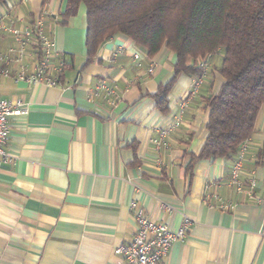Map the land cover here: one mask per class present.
I'll return each instance as SVG.
<instances>
[{
  "label": "crops",
  "instance_id": "crops-1",
  "mask_svg": "<svg viewBox=\"0 0 264 264\" xmlns=\"http://www.w3.org/2000/svg\"><path fill=\"white\" fill-rule=\"evenodd\" d=\"M42 3H0V54L11 72L0 76V98L25 108L8 118L4 148L15 158L0 167V264H120L114 249L136 230L132 203L172 230L190 218L160 264H264V169L256 163L264 106L240 147L243 191L229 185L239 152L186 172L207 135L204 99L223 83L219 51L195 92V77L177 76L162 113L151 95L172 78L175 53L162 47L150 58L117 35L86 63L85 7L63 25L65 1ZM37 17L57 53L50 66L64 62L58 85L17 78L41 53L28 43L20 53L10 28Z\"/></svg>",
  "mask_w": 264,
  "mask_h": 264
},
{
  "label": "trees",
  "instance_id": "trees-1",
  "mask_svg": "<svg viewBox=\"0 0 264 264\" xmlns=\"http://www.w3.org/2000/svg\"><path fill=\"white\" fill-rule=\"evenodd\" d=\"M64 1L63 25L80 5L85 7L86 63L117 35L129 38L150 58L162 47L176 54L172 78L151 95L162 113L168 111L167 95L177 76L200 77V59L222 50L218 72L223 83L204 99L207 135L198 152L190 154L186 172L192 175L197 160L236 157L255 132L264 106V0ZM256 163L264 169V148Z\"/></svg>",
  "mask_w": 264,
  "mask_h": 264
},
{
  "label": "built area",
  "instance_id": "built-area-1",
  "mask_svg": "<svg viewBox=\"0 0 264 264\" xmlns=\"http://www.w3.org/2000/svg\"><path fill=\"white\" fill-rule=\"evenodd\" d=\"M10 31L14 35L20 53H22L26 43L41 53L34 65L33 72L28 76L21 72L17 75V78L25 79L32 83H42L47 86L58 85L64 62L60 60L57 65L50 66V60L54 59L57 53L53 50L52 37L43 31L41 17H37L30 25L22 28H10ZM208 58L209 56H206L199 61L202 67V75L195 79L193 92L197 90L202 81V77L208 67ZM8 63L9 60L0 54V76L9 77L11 75ZM149 71H152V68H149ZM24 111L25 108L21 100L0 98V167L15 158V155L4 148L9 133L8 118L13 115H19ZM171 127L172 125L162 133H166ZM241 148L238 157L233 162L229 180V185L237 192L244 189V183L240 180L243 162ZM131 206L134 210L135 233L130 241L116 246L114 253L119 256L120 264H160L170 245L185 236L187 227L190 225V218L187 215H183L180 227L177 230H172L165 223L157 222L145 215L141 209L136 207L135 203H132ZM229 206L230 204L220 201V207L227 208Z\"/></svg>",
  "mask_w": 264,
  "mask_h": 264
},
{
  "label": "rangeland",
  "instance_id": "rangeland-1",
  "mask_svg": "<svg viewBox=\"0 0 264 264\" xmlns=\"http://www.w3.org/2000/svg\"><path fill=\"white\" fill-rule=\"evenodd\" d=\"M222 54H223V51L220 50V51H219V58H218V61H217L218 63H220V60H221V56H222Z\"/></svg>",
  "mask_w": 264,
  "mask_h": 264
}]
</instances>
